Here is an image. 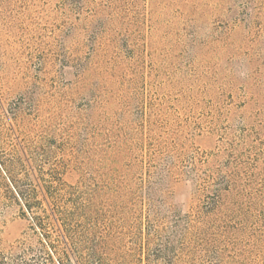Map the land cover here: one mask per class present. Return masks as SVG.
I'll list each match as a JSON object with an SVG mask.
<instances>
[{
	"label": "rangeland",
	"instance_id": "1",
	"mask_svg": "<svg viewBox=\"0 0 264 264\" xmlns=\"http://www.w3.org/2000/svg\"><path fill=\"white\" fill-rule=\"evenodd\" d=\"M216 201L264 264V0H0V250L51 264L67 216L72 259L144 264Z\"/></svg>",
	"mask_w": 264,
	"mask_h": 264
},
{
	"label": "trees",
	"instance_id": "2",
	"mask_svg": "<svg viewBox=\"0 0 264 264\" xmlns=\"http://www.w3.org/2000/svg\"><path fill=\"white\" fill-rule=\"evenodd\" d=\"M11 185L17 196L24 200L25 207L32 214L31 220L33 221V225L43 229L44 224L42 223V218L35 215L32 211L33 206L40 203L34 197V193L38 190L41 191L44 187L47 194H49L47 189L49 190L50 186L41 185L39 183L34 189L32 188L28 193H24V191H20L14 183L11 182ZM42 200L48 202L46 194H43ZM217 202L218 201L213 203L211 210L203 213L205 217L203 216L201 221L198 220V223L203 225V227L196 225L190 226L187 224L179 235H177L175 231L163 235L160 230L154 231V233H152L153 237H150V234H148L145 245V256L140 258V262H144V264H187L192 260V255L196 252H203V254L210 255V258L220 263L261 264L260 255L255 253V249L239 248L237 247V243H226L224 240H221L220 237H224L223 235L226 234L225 231L223 235L218 234L220 231L218 232L216 230L220 229L211 227L212 225L210 224L212 221L209 220V215L216 209L215 204H217ZM64 219H61V225H55L58 238L55 244L49 243L52 251L51 253H46V261L51 264H83L82 257H78L80 261L77 258L72 259L71 256L78 252L82 255V251L88 248L87 240L79 239L78 234L75 233L72 226L67 222L69 217L65 216ZM162 231L165 232L164 230ZM43 234H45L43 236L49 237V233ZM175 242H177V244H175ZM40 243L42 242L40 241ZM151 244H154L155 248L150 249ZM60 245L62 246L60 247ZM99 249V244H93L90 251L96 253ZM31 250L30 247L20 249L19 251H14L12 249L7 251L0 250V264H37L34 262V259L30 260V257H28V253Z\"/></svg>",
	"mask_w": 264,
	"mask_h": 264
}]
</instances>
